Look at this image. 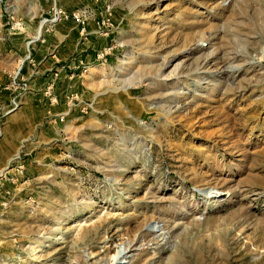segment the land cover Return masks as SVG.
Returning <instances> with one entry per match:
<instances>
[{"label":"rangeland","instance_id":"obj_1","mask_svg":"<svg viewBox=\"0 0 264 264\" xmlns=\"http://www.w3.org/2000/svg\"><path fill=\"white\" fill-rule=\"evenodd\" d=\"M108 2L106 56L35 66ZM0 264H264V0H0Z\"/></svg>","mask_w":264,"mask_h":264},{"label":"crops","instance_id":"obj_2","mask_svg":"<svg viewBox=\"0 0 264 264\" xmlns=\"http://www.w3.org/2000/svg\"><path fill=\"white\" fill-rule=\"evenodd\" d=\"M58 23L53 24L55 26L54 28H52L53 30L51 32V36H48L47 38L48 40L52 39L53 42H48V45H44L43 42L44 43H47V42H45L46 39H43V41H40V43H38L35 46V50L33 52L34 58L37 59L35 66L38 64L37 67L40 65L43 69L53 68L54 65L56 66V65L63 63V61H65L66 59V56L68 57L69 55H71L74 52V50L77 49V46L79 47V49H83L86 43H90L91 45L93 43L94 45H96L98 44L97 42L98 40L99 41L101 40L99 43H103L102 42L103 39L106 40L105 43H108L110 41L109 39L110 36L106 38L96 36V33H95L96 28L92 21L88 25L89 30H88V35L86 37H83L80 34H78L77 28L72 22H66L67 24L64 23V25L62 24V26L60 25L57 26ZM47 54L48 56H46ZM33 69L34 67L32 68V70ZM40 70L42 69L40 68ZM58 70H55L56 72H54L53 75L59 76L61 72H64V71H60V70L58 71ZM64 75L65 73H62V76L60 77H63ZM42 93L43 92H40L41 95ZM6 118H7V122L12 119L9 116H7ZM12 126L13 125H10V123L6 126L7 133L11 132L10 128H12ZM14 134L12 137L15 139H18L19 133L15 131Z\"/></svg>","mask_w":264,"mask_h":264},{"label":"built area","instance_id":"obj_3","mask_svg":"<svg viewBox=\"0 0 264 264\" xmlns=\"http://www.w3.org/2000/svg\"><path fill=\"white\" fill-rule=\"evenodd\" d=\"M91 21L95 25L96 36L102 38L111 36L112 31L116 27L112 15V4L109 2L103 4L102 10H98L95 7H77L67 9L60 6H54L48 11L47 16L48 24H55L57 22H72L76 26L78 34L83 37H86L88 35V25ZM114 46L115 44L113 43L102 44V46L99 47L96 56L98 58H103L110 52V50ZM81 62L82 58L78 59L79 65L81 64ZM14 82L17 83L16 80ZM23 90L24 86L21 85L17 88L16 92L11 95V107H16L19 104Z\"/></svg>","mask_w":264,"mask_h":264},{"label":"bare ground","instance_id":"obj_4","mask_svg":"<svg viewBox=\"0 0 264 264\" xmlns=\"http://www.w3.org/2000/svg\"><path fill=\"white\" fill-rule=\"evenodd\" d=\"M46 20V22H47V19H45ZM44 24H45V21L43 20V19H41V22H40V28L42 29V27L44 26Z\"/></svg>","mask_w":264,"mask_h":264}]
</instances>
